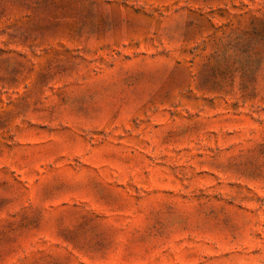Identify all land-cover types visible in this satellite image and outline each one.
Returning a JSON list of instances; mask_svg holds the SVG:
<instances>
[{
  "label": "rangeland",
  "instance_id": "374dc122",
  "mask_svg": "<svg viewBox=\"0 0 264 264\" xmlns=\"http://www.w3.org/2000/svg\"><path fill=\"white\" fill-rule=\"evenodd\" d=\"M0 264H264V0H0Z\"/></svg>",
  "mask_w": 264,
  "mask_h": 264
}]
</instances>
